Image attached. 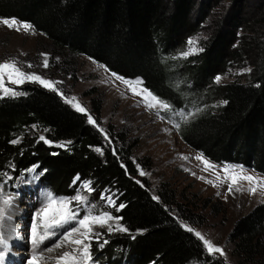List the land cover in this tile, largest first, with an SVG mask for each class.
Returning a JSON list of instances; mask_svg holds the SVG:
<instances>
[{
    "label": "trees",
    "instance_id": "trees-1",
    "mask_svg": "<svg viewBox=\"0 0 264 264\" xmlns=\"http://www.w3.org/2000/svg\"><path fill=\"white\" fill-rule=\"evenodd\" d=\"M227 1V11L214 16L218 0H0V19L31 24L58 54L85 56L125 80H140L174 112L184 110L187 95L221 103L216 113L176 122L181 139L215 165H238L264 176V47L248 82L215 83L242 50L253 49L238 32L245 8L257 6L264 15V0ZM210 16L214 29L203 51L180 67L174 62L176 67L170 57ZM181 73L185 85L177 84ZM19 93L0 92V173L19 178L35 167L40 190L56 197H73L88 181L115 193L124 205L116 217L128 231L108 236L102 248L95 244L98 264H228L209 255L173 216V192L162 188L160 200L153 199L149 187L135 180L134 147L126 146L124 133H110L117 141L112 146L87 114L56 92L27 85ZM94 112L100 120V107ZM33 128L44 131L50 143L31 136ZM178 216L190 225L206 220L182 204ZM229 242L239 259L264 264V205L235 223Z\"/></svg>",
    "mask_w": 264,
    "mask_h": 264
},
{
    "label": "rangeland",
    "instance_id": "rangeland-1",
    "mask_svg": "<svg viewBox=\"0 0 264 264\" xmlns=\"http://www.w3.org/2000/svg\"><path fill=\"white\" fill-rule=\"evenodd\" d=\"M227 4V0H218L214 11L211 12L212 15L225 13L227 9L223 7ZM256 7L247 6L245 8V20L238 32V37L241 38L244 45L250 44L253 49L251 51L242 50L239 58L230 64L229 70L225 74L219 75L220 81L217 82L215 79L217 85L248 82L253 64L260 59L257 53L259 49L264 47V15L262 10ZM212 21L213 17L210 16L208 20L202 23V29L199 33L188 38L184 45L179 47L170 57V61H173L171 63L175 62L180 67L186 59L203 51L214 29ZM20 24L22 23L17 21L15 27H19ZM15 27L9 28L0 23V62L15 59L18 66L28 73H35L51 81H60L56 85L58 91L54 92L62 93L63 95H59L64 101L66 98L75 97L76 101L73 103L78 102L86 109L85 114L93 118L96 122L93 125L101 131L106 141L112 146H116L117 141L111 138L110 133H124L126 146L134 147L133 160L138 169V176L135 180L148 186L157 200H160L158 193L162 188L167 189L169 193L173 192L176 200L169 207V210L178 222L202 233L215 246L223 249L225 253L223 256L215 253L211 255L212 257L220 258L228 264H254L234 255V246L229 242V236L239 219L251 212L256 206L264 205V184L258 186L257 191L253 194L249 191L252 185L247 181H240L229 192V182L223 180L225 173L222 169L228 166L239 171L241 166H218L211 163L185 144L179 135L178 128L174 126L176 122L186 124L208 112L216 113L220 110L221 103H211L200 95H196V97L187 95L185 97L187 105L183 111L165 110L158 105L154 108H148L143 96L134 94L132 87L129 86L135 87L138 93L142 92L144 87L142 83H138L141 82L140 80H126L129 84H125L95 61L85 56L58 54L44 35L35 30L25 32L23 28L17 31ZM190 40L193 41L191 45L189 44ZM190 49H195V51H190ZM184 52H189V55L183 57L181 53ZM45 57L49 65L47 68L43 66ZM28 64H32L33 67L28 68ZM247 69L250 71H246ZM186 78L181 73L178 76L177 84L185 85ZM27 85L40 84L27 81L19 85L6 84L7 87L17 92H20ZM0 92L3 94L2 91ZM69 105L75 109L73 104ZM95 105L100 107V120H97V115L94 112ZM181 112L187 116V119L181 118L178 114ZM28 133L38 138L44 136L45 140L48 141L46 133L37 128L29 130ZM41 141L44 142V140ZM197 156H202L214 167L206 170L202 160L196 159ZM243 169L245 170L243 175H251L264 181L263 175L244 167ZM141 172L144 174L141 175ZM8 176L11 179L4 176L5 181L0 183L2 186L0 208L5 209V216L0 219V235H3L7 242V247L0 248V251L5 254L4 264H27L33 254L29 239L33 218L35 212L42 207L43 194L46 191L40 190L36 169L35 172H27L19 178L13 174H8ZM207 181H212L216 186ZM82 184L77 192L87 196L89 204L95 205L96 211H107L116 217V207L110 206L106 200L101 199V195H111L116 206H119L115 193L110 190L95 189V186L91 184L94 190L89 194L82 188ZM9 197L12 203L5 206L3 199ZM179 204H182L185 209L203 215L206 219L205 222L201 225H190L183 221L178 216ZM72 206L77 207L75 203ZM85 214V209L81 207L79 216L83 217ZM119 224L121 225L120 220ZM72 226L66 225L64 228L55 229V235L46 239L36 249L37 255L44 257L43 260L39 261V264H56L58 255L68 248L54 249L52 252H48L47 249L54 248V245L62 238L63 233ZM96 231L103 233L100 243L106 240L108 236L123 233L115 230L108 233L106 228H97ZM75 235L78 236L79 234ZM95 244L98 243L93 240L91 245L92 260L87 264H98L92 254Z\"/></svg>",
    "mask_w": 264,
    "mask_h": 264
},
{
    "label": "snow or ice",
    "instance_id": "snow-or-ice-1",
    "mask_svg": "<svg viewBox=\"0 0 264 264\" xmlns=\"http://www.w3.org/2000/svg\"><path fill=\"white\" fill-rule=\"evenodd\" d=\"M0 23L8 26L9 28H13L17 25V21L15 19H2ZM23 28L25 32L34 31V28L31 24L22 23L19 27H15V30L20 31ZM189 44H193V41H189ZM190 51H195V49H190ZM183 57H187L189 52L181 53ZM43 66L47 68L48 60L45 57L43 61ZM28 68H32V64L27 65ZM246 71H250L247 69ZM112 75L118 79L122 80L125 84H129L128 81L123 80L122 77L117 76L115 73ZM221 77L217 76L216 81L219 82ZM37 82L45 88H48L53 91H58L56 85L60 83V81H51L43 78L40 75L35 73H28L22 69V67L18 66V63L15 59H8L3 62H0V91L3 92L4 95H21L15 91L14 89L7 87L6 84H15L19 85L24 82ZM142 83V82H138ZM132 87L134 94L142 95L143 99L146 101V107L154 108L157 105L165 110L170 109V106L159 100L158 97L154 96L151 92H148L146 89H143L142 92H136L135 87ZM63 95L62 93H59ZM76 101L75 97L70 99L66 98V103L73 104L76 111L81 113H86V109L81 106ZM182 119H187V116L181 112L178 113ZM88 122L95 124L96 122L89 115ZM175 127L179 128V124H175ZM107 138V137H106ZM40 140H44L45 143H50V141L45 140L44 136L40 137ZM20 141L13 140L12 143L16 144ZM63 146V145H60ZM98 153L101 152V149H95ZM196 159L202 160L205 164L206 170L208 168L214 167L207 160H204L202 156H197ZM123 167V165H122ZM225 173L223 180H227L228 183V191L231 192L233 190L234 185H238L240 181H247L250 185L249 191L255 194L257 191V187L264 184V181L258 180L257 178L251 175H243L244 169L241 166L239 171L236 168H229L225 166L223 169ZM29 172H35V167L28 169ZM144 173L141 172V175ZM7 177V179H11L7 173H0ZM221 179L220 177H217ZM79 179V177H77ZM208 183H213L212 181H207ZM213 186H216L213 183ZM82 188L88 192L89 194L94 190L91 187V182H84L82 184ZM239 190V188H237ZM0 195H2V186H0ZM102 200H106L108 204L112 207H116V210L119 211L124 207L123 204L116 206L115 201L112 199L111 195H101ZM153 199H157V197H153ZM12 203L11 198L3 199V204L5 206L10 205ZM73 203L77 205V207H73ZM81 207L85 209L86 214L83 217L79 216V212ZM5 209L0 208V219L4 218ZM120 217H114L111 213L107 211H96L95 205H91L88 202L87 196L83 195L80 192L73 197H56L51 191H48L43 194V202L42 207L38 211L35 212L33 223L30 231V242L33 249V254L31 258L27 261V264H39L40 260H43L44 257L42 255H37L36 249L46 240L55 235V229L64 228L66 225H73L68 228L62 235V238L59 242L54 245V248L50 247L47 249L48 252L54 251V249L68 248V250L63 251L56 258V264H87L92 260L91 255V245L92 241L95 240L99 246L102 248L105 244L108 243L107 240H103L100 243V239L103 233L96 231L97 228H106L108 233L115 231L127 232L128 229L119 224ZM182 227L185 228L186 231L194 233V235L203 242L207 252L212 255L215 253H219L221 256L225 255L223 249L215 246L209 239H207L202 233L195 231L192 227L185 225L182 223ZM43 229V231H40ZM75 234H79L76 236ZM68 246H71L70 248ZM7 242L3 235H0V248H6ZM5 254L0 251V264H4Z\"/></svg>",
    "mask_w": 264,
    "mask_h": 264
}]
</instances>
